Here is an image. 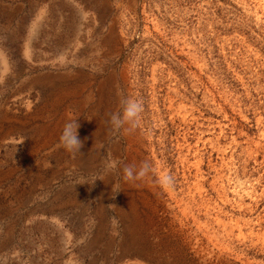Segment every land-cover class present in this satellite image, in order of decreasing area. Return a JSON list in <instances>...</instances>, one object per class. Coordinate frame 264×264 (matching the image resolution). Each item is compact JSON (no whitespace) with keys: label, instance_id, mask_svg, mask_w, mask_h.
I'll return each mask as SVG.
<instances>
[{"label":"rangeland","instance_id":"obj_1","mask_svg":"<svg viewBox=\"0 0 264 264\" xmlns=\"http://www.w3.org/2000/svg\"><path fill=\"white\" fill-rule=\"evenodd\" d=\"M0 264H264V0H0Z\"/></svg>","mask_w":264,"mask_h":264},{"label":"clouds","instance_id":"obj_2","mask_svg":"<svg viewBox=\"0 0 264 264\" xmlns=\"http://www.w3.org/2000/svg\"><path fill=\"white\" fill-rule=\"evenodd\" d=\"M120 105V111L113 113L109 119L112 128L114 130L123 129L125 131H132L139 127L143 111L142 104L136 99L122 96ZM78 127L76 119H73L66 122L61 130L59 144L70 153H80L79 150L82 147V141L78 138L77 134ZM115 166L114 161L109 162L107 165L109 169H114ZM150 171H152L151 166L145 162L138 170L132 166H125L123 168V175L125 180L133 181L145 177ZM158 183L162 187L168 188L173 184V178L167 173H162L158 178Z\"/></svg>","mask_w":264,"mask_h":264}]
</instances>
